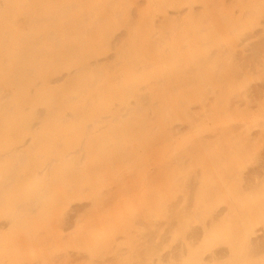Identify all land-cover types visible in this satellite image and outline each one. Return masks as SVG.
<instances>
[{
    "label": "bare ground",
    "instance_id": "1",
    "mask_svg": "<svg viewBox=\"0 0 264 264\" xmlns=\"http://www.w3.org/2000/svg\"><path fill=\"white\" fill-rule=\"evenodd\" d=\"M193 1L221 5L183 20L168 0H0V264H264V235L247 233L262 180L233 171L222 193L211 158L232 169L241 148L264 176L235 123L254 104L229 92L238 44L223 61L208 38L197 52L182 42L206 20L216 31L249 15L264 24V0H253L257 17L230 12L251 0ZM251 37L242 57L256 66L264 28ZM183 121L211 134L185 135ZM81 196L89 202L68 215L61 200ZM213 234L227 250L205 254ZM61 242L84 254L53 251Z\"/></svg>",
    "mask_w": 264,
    "mask_h": 264
},
{
    "label": "rangeland",
    "instance_id": "2",
    "mask_svg": "<svg viewBox=\"0 0 264 264\" xmlns=\"http://www.w3.org/2000/svg\"><path fill=\"white\" fill-rule=\"evenodd\" d=\"M140 2H145L146 0H139ZM170 2L168 6V11L172 14H175L180 19L186 20V16L189 14L201 11V10H212L221 5V2L213 4L209 1L207 2H198L193 0H168ZM234 0H228L227 3H231ZM158 7H153V11H158ZM262 9L261 4L258 1L251 0L248 6L243 5L242 7L233 5L230 12L235 11L239 13L240 11L246 13L249 10V14L252 16H256L260 13ZM222 14H226V12H220ZM15 17H20L19 13L14 14ZM247 20L244 22H237L231 24H223L224 28L222 30L216 31L213 27L210 20L207 21V25L202 28L201 31L194 33L195 35L191 36L189 39L183 40V43H186V47L193 49L195 52L204 50L202 47V42L205 41L204 38H208L209 45L215 49L217 52L220 53L222 60L225 61L227 55L231 52V45L233 42L238 44L237 48V59L236 63L239 67V79L235 82L229 83L230 86V94L233 98H240L241 100H233L235 105H241L243 103L242 97L245 95H249L253 101L250 102V105L253 103V107L251 108L250 112L240 114L235 117L237 118V122L242 124L247 132L249 133L250 137L255 140V152L259 153V155L264 158V50L259 52L258 58L259 62L256 63L258 66L261 63V67L257 69L256 66L247 65L243 62L242 56H249L250 55V48L249 42L252 40V32L260 30L264 28V24L262 21L256 20L251 21L250 15L246 17ZM169 35L175 36L172 30H169ZM204 37V38H203ZM162 66L166 69L172 70L175 67V64L172 59H165L162 62ZM212 74L211 69H206L204 71V76L207 79L202 84V88L209 94V99L214 100V104L212 108L216 105V98H214L212 91V83L208 80L209 76ZM169 106V105H168ZM191 106L195 109L199 110V107L195 103H191ZM260 107V108H259ZM263 107V108H262ZM237 112L235 111V114ZM177 115H175L176 117ZM221 123V122H220ZM219 123V124H220ZM234 121L232 124H235ZM212 123H208V127L211 126ZM180 128L182 133L189 136H195L201 134L210 135L212 129L211 128H202L198 129L197 126H190L187 122L183 121L180 124ZM214 149L217 148V145L214 144ZM239 155L238 162L231 168L227 165L225 159L218 158V157H211L214 165L213 173L217 176L224 177V183L220 188L222 193L227 191V184L228 179L231 176L232 172H239L241 176L245 177V180L249 182H257L262 180V185L264 186V176L260 175V173L256 170L258 166V162L256 157L248 158L247 156L242 157L241 148L238 149ZM248 201L253 204L255 212L247 218V233L253 237H258L264 235V187L261 191L260 195H250L248 196ZM62 205L66 206L65 210L68 215L71 213V210L77 205L86 204L89 202L88 197L81 196V197H68L67 199L61 200ZM143 203L142 200L136 202V205H141ZM227 203L218 201L215 204V208L223 209ZM167 229V228H166ZM165 231V226L161 227L160 233ZM68 230H65L63 234H67ZM101 239L106 240L111 237V233L109 228H104L99 233ZM206 244V245H205ZM53 251H57L60 253L69 252L75 255H83L84 252L81 250H77L73 248L72 245L66 242H61L60 244H52ZM205 248L207 249L205 254H208L211 250L220 251V250H227V245L222 242L218 241V236L213 234L211 237L207 238L206 241L203 243ZM213 245V246H212ZM208 247V248H207ZM33 249V248H32ZM35 250H38V247H35ZM208 258V257H206ZM225 259H221L218 262H223L226 264Z\"/></svg>",
    "mask_w": 264,
    "mask_h": 264
}]
</instances>
